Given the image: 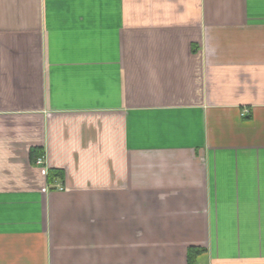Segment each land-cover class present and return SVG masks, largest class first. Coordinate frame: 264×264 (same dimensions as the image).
I'll list each match as a JSON object with an SVG mask.
<instances>
[{
  "label": "crops",
  "instance_id": "crops-1",
  "mask_svg": "<svg viewBox=\"0 0 264 264\" xmlns=\"http://www.w3.org/2000/svg\"><path fill=\"white\" fill-rule=\"evenodd\" d=\"M0 264H264V0H0Z\"/></svg>",
  "mask_w": 264,
  "mask_h": 264
},
{
  "label": "built area",
  "instance_id": "built-area-1",
  "mask_svg": "<svg viewBox=\"0 0 264 264\" xmlns=\"http://www.w3.org/2000/svg\"><path fill=\"white\" fill-rule=\"evenodd\" d=\"M37 163H38V164H42V163H43L42 159H38V160H37ZM60 189H64V188L61 187Z\"/></svg>",
  "mask_w": 264,
  "mask_h": 264
},
{
  "label": "trees",
  "instance_id": "trees-1",
  "mask_svg": "<svg viewBox=\"0 0 264 264\" xmlns=\"http://www.w3.org/2000/svg\"><path fill=\"white\" fill-rule=\"evenodd\" d=\"M192 249H190L189 254H191Z\"/></svg>",
  "mask_w": 264,
  "mask_h": 264
}]
</instances>
